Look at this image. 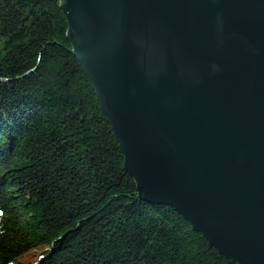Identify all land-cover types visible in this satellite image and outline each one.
I'll return each mask as SVG.
<instances>
[{
    "label": "water",
    "instance_id": "1",
    "mask_svg": "<svg viewBox=\"0 0 264 264\" xmlns=\"http://www.w3.org/2000/svg\"><path fill=\"white\" fill-rule=\"evenodd\" d=\"M137 196L264 264V0H61Z\"/></svg>",
    "mask_w": 264,
    "mask_h": 264
},
{
    "label": "trees",
    "instance_id": "2",
    "mask_svg": "<svg viewBox=\"0 0 264 264\" xmlns=\"http://www.w3.org/2000/svg\"><path fill=\"white\" fill-rule=\"evenodd\" d=\"M61 0H0V264H237L137 196Z\"/></svg>",
    "mask_w": 264,
    "mask_h": 264
}]
</instances>
